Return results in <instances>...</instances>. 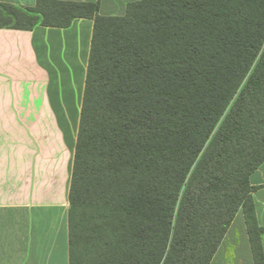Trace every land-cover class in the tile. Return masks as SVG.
<instances>
[{
	"label": "trees",
	"instance_id": "trees-1",
	"mask_svg": "<svg viewBox=\"0 0 264 264\" xmlns=\"http://www.w3.org/2000/svg\"><path fill=\"white\" fill-rule=\"evenodd\" d=\"M93 21L68 192L69 264H210L264 163V0L0 3V28Z\"/></svg>",
	"mask_w": 264,
	"mask_h": 264
},
{
	"label": "crops",
	"instance_id": "crops-1",
	"mask_svg": "<svg viewBox=\"0 0 264 264\" xmlns=\"http://www.w3.org/2000/svg\"><path fill=\"white\" fill-rule=\"evenodd\" d=\"M36 1L0 3L24 8ZM58 1L123 16L140 0ZM92 29L85 18L66 28H0V264H69L68 192ZM249 184L264 228V163ZM235 219L210 264H253L243 217ZM261 240L264 249V234Z\"/></svg>",
	"mask_w": 264,
	"mask_h": 264
},
{
	"label": "rangeland",
	"instance_id": "rangeland-1",
	"mask_svg": "<svg viewBox=\"0 0 264 264\" xmlns=\"http://www.w3.org/2000/svg\"><path fill=\"white\" fill-rule=\"evenodd\" d=\"M241 218L239 217V218H237V219H235V221H234V223H233V225H234V228L233 229H235L236 231H239V225L241 226ZM238 251L239 252H237V253H239V255L241 254V252L243 251V248H239L238 249Z\"/></svg>",
	"mask_w": 264,
	"mask_h": 264
}]
</instances>
